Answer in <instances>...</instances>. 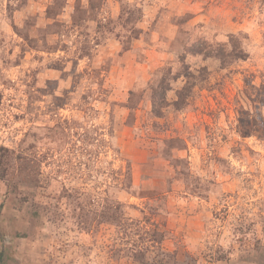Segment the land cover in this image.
I'll use <instances>...</instances> for the list:
<instances>
[{
	"label": "rangeland",
	"instance_id": "374dc122",
	"mask_svg": "<svg viewBox=\"0 0 264 264\" xmlns=\"http://www.w3.org/2000/svg\"><path fill=\"white\" fill-rule=\"evenodd\" d=\"M263 134L264 0H0L2 264H264Z\"/></svg>",
	"mask_w": 264,
	"mask_h": 264
},
{
	"label": "trees",
	"instance_id": "16d2710c",
	"mask_svg": "<svg viewBox=\"0 0 264 264\" xmlns=\"http://www.w3.org/2000/svg\"><path fill=\"white\" fill-rule=\"evenodd\" d=\"M162 89H163L162 90V98L164 99L167 91H166V88H164V87ZM157 95H158V92L156 91L153 98H152V101H153V106H154V112L158 116H160L161 111H160V108L157 107ZM176 104H178V107H181L182 102L178 100V101H176ZM2 156H3V158H1V161H0V177L5 178L9 162H7L6 158L4 159L5 155H2ZM2 262H3V253H2V250H0V264H2Z\"/></svg>",
	"mask_w": 264,
	"mask_h": 264
}]
</instances>
